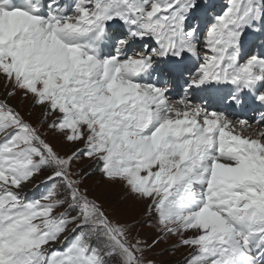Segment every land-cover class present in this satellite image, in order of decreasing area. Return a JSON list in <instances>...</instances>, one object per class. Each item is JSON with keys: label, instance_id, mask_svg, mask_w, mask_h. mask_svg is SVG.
<instances>
[{"label": "snow or ice", "instance_id": "1", "mask_svg": "<svg viewBox=\"0 0 264 264\" xmlns=\"http://www.w3.org/2000/svg\"><path fill=\"white\" fill-rule=\"evenodd\" d=\"M0 80V264H264V0H0Z\"/></svg>", "mask_w": 264, "mask_h": 264}, {"label": "rangeland", "instance_id": "2", "mask_svg": "<svg viewBox=\"0 0 264 264\" xmlns=\"http://www.w3.org/2000/svg\"><path fill=\"white\" fill-rule=\"evenodd\" d=\"M217 3H223L224 0H216ZM255 43V41H254ZM7 98V89L4 87L3 81L0 80V100ZM13 106L17 107V110L21 112L25 120L31 122L34 126L38 125V121L41 118V110L35 109L31 110L29 108V102L21 101L19 94L11 98L8 101ZM31 112V114H29ZM46 131V129H44ZM49 141L54 143L57 147V150L62 154L68 151V146L62 145L60 140L54 138V136L48 137ZM91 164V161L82 160L74 167L79 169H86L87 166ZM46 173L39 177L36 181L37 184H40V181L46 177ZM86 188L91 196L99 197L100 202L104 204L105 208L108 209L115 218H119L122 221L130 220L140 213V206L137 205L135 211L130 213L128 216L118 215L113 209L124 207L127 208L133 202L131 198L127 201H124L125 190L119 184H109L104 181L100 175L92 176L86 179L85 184L83 185ZM44 188L41 185L39 188L34 185L31 189H27L28 199L39 198ZM123 202V203H122ZM142 236H155L156 233L151 229H143L140 233ZM177 243V238L171 237L167 242L161 243L158 247L153 248L151 251L146 253V257L154 262V264H182L184 258L189 252L187 248H173V245Z\"/></svg>", "mask_w": 264, "mask_h": 264}, {"label": "bare ground", "instance_id": "3", "mask_svg": "<svg viewBox=\"0 0 264 264\" xmlns=\"http://www.w3.org/2000/svg\"><path fill=\"white\" fill-rule=\"evenodd\" d=\"M71 3V0H67L66 1V3L64 4V5H67V4H70ZM254 38H256V37H254ZM253 38V39H254ZM259 43H260V41L259 42H257L255 45H256V48H258L259 47ZM247 118L251 121L252 120V115H251V113H249L248 115H247ZM31 189V188H30ZM169 240V239H168Z\"/></svg>", "mask_w": 264, "mask_h": 264}]
</instances>
